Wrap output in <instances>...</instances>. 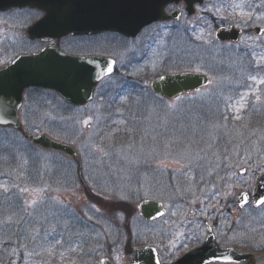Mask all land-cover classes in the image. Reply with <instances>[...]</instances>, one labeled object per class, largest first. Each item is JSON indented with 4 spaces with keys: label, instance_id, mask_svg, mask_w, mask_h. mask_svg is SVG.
I'll return each mask as SVG.
<instances>
[{
    "label": "rangeland",
    "instance_id": "rangeland-1",
    "mask_svg": "<svg viewBox=\"0 0 264 264\" xmlns=\"http://www.w3.org/2000/svg\"><path fill=\"white\" fill-rule=\"evenodd\" d=\"M249 1L235 0L231 5H235L236 9L238 4H242V10L235 11L236 15L232 14L231 17L233 16L236 23L242 27L249 28L253 25H260L264 28V14L255 15L250 12L244 3ZM259 2L264 8V0H259ZM28 16L27 12L17 11L0 14V65L15 53L29 51L20 49L21 45L25 44L23 29L27 24ZM185 25L188 27L186 23ZM211 30V26H206L204 29L206 36L196 37V41L197 43L203 41L204 44L200 49L205 48L206 51H209L211 48L213 51L210 52L214 55L226 56L230 68L229 77L226 75L222 77L220 73L214 71V67L201 59H191L186 62L183 58L187 54L186 52L193 47V44L189 40L185 42L184 37L180 36L173 35L174 37L169 38L165 53H163L165 49L160 51L162 47L158 48V51L155 49L150 60L143 62L157 72L190 70L202 72L210 78L209 86L188 95V99L205 104L202 109L207 105L211 106L210 104L216 106L220 104L223 111L228 113L226 108H229L232 115H225L220 122L207 123L209 129L198 131L195 125H193L194 128L191 125L186 128L180 125L170 126L163 119H157L158 121L154 124L126 132L129 136L121 135L120 130H111L112 127L118 128L119 125L112 121L105 123L104 119H99L101 112L98 110L97 103L100 96L105 102L108 101L104 96L108 87L107 82L98 86L96 100L74 111L62 110L52 95L40 94L44 111L39 114L33 103H28L32 108L28 105L23 106L20 119L24 129L35 133L45 131L51 137L75 146L81 157V162L77 166L81 168H79V172L93 191L101 197L107 200L130 201L136 207L143 199H156L162 203L166 210V216L157 222L162 226L171 214L181 213L183 216L202 217L213 211L214 215L217 213L220 217L219 229L221 233L222 229L227 228L228 222L232 219L231 215L236 211L237 193L242 188L250 190L256 175L264 171V83L251 79L249 84H245L250 68L255 69L252 77L259 75L258 61L255 60L254 64H249L237 54L244 47L253 48L263 44L264 32L261 36H255L253 33L244 34L240 42L235 47H231L227 44H215ZM105 37H111L109 49L115 45H128L126 48L127 58L132 53H135L137 58L140 56L136 50L135 41L128 44L118 36H103L101 38ZM165 38L161 37L160 41L163 42ZM155 39L157 40V38ZM62 45L77 52L75 54H87L84 53V43L79 40H65ZM24 46L25 49H31L37 47V44L29 43ZM9 50L11 51V53L8 52L9 57L1 55L2 52ZM196 56V54H192V57ZM206 57H208L207 54ZM261 61L264 63V57L261 58ZM117 66L122 69V57L117 61ZM233 69L240 72V79H235ZM123 72L120 75L125 77L127 72ZM262 80L264 78L260 81ZM225 81L229 85H224ZM34 95L33 92L26 93L25 103ZM242 97L243 99H241ZM178 104V98L171 101L160 100V104L155 105L153 111L160 116L161 112L166 114V112H172L182 107L181 103L179 107ZM249 104L250 106L247 108ZM240 105L243 107H239ZM25 107H29L37 115L27 114ZM251 112H254L252 119L251 116H246ZM86 119L89 120L87 126L83 123ZM228 119H232L233 124L226 127L225 125L232 121ZM192 121L197 123L195 117L192 118ZM53 129L57 135L49 132H53ZM185 130L191 132L188 142L182 144V148H171L170 142L164 138V133L175 132L179 136H183ZM131 136L141 139L125 144L133 139ZM147 136L151 137V144H147ZM185 140L186 138L179 137L175 141L172 139V142ZM164 143L167 145L165 146ZM2 147L5 148L4 162L6 164L0 168V182L2 181L4 184V189L0 192V202L7 204V196L11 199L14 195H20L18 198L24 203L26 211L11 215L16 218L18 226L24 229L18 235L22 241L25 238L28 239L29 244L31 241H35L41 236L40 230H43L48 222L50 228L54 224H60L59 213L55 211V207L57 204H61L63 199L68 198L70 204L77 207L82 206L83 202L88 203L76 180L75 170L65 166L68 162L73 163L72 160L67 158L60 160L58 157L60 155L52 152H41L40 150L38 152L25 143L18 133L10 129H0V151H2ZM100 148H103V152L100 151ZM11 154L14 156L12 157ZM8 158L16 159L17 164L10 162ZM74 166L76 167V164ZM241 167L246 168L244 175L237 173ZM25 168H28L27 171L39 173L38 176L44 175L46 172H55L56 175L51 181L45 178L39 183H19L21 177L18 175ZM138 175H140L139 179L134 180ZM116 178L121 182L114 184ZM71 179L73 183L69 184ZM125 181L128 183L127 185L123 184ZM14 182L19 184L13 187ZM246 183H249L248 187H245ZM66 185L69 186L64 188L63 186ZM23 189H27V191H23ZM92 207L94 206L88 209L90 214H87V218L81 216L72 220L80 223L79 228L75 231H82L87 222V230L89 232L90 229L94 230L95 233L93 235L82 233L81 235L89 237L91 241H99L103 235L127 236L122 228L125 218L123 212L116 210L112 214H108L97 210V208L92 210ZM6 209V206L0 207V253H3V239L6 236V231H3V221L10 215H5ZM247 209L254 215L249 218V221L257 224L260 220V213L255 212L251 203ZM95 210H97L96 213L93 212ZM80 211L86 213V209L82 208ZM247 213L244 210L243 214ZM242 219L240 214V218L235 219V224L239 225V222L243 221ZM11 220L13 221V219ZM5 221L11 222L8 219ZM135 221H137L136 214L131 218V224ZM92 222L95 223L93 227ZM138 226L140 225L133 223L131 227L135 230ZM8 227L9 224L6 227L7 231H9ZM73 235L79 236L80 234Z\"/></svg>",
    "mask_w": 264,
    "mask_h": 264
},
{
    "label": "flooded vegetation",
    "instance_id": "flooded-vegetation-1",
    "mask_svg": "<svg viewBox=\"0 0 264 264\" xmlns=\"http://www.w3.org/2000/svg\"><path fill=\"white\" fill-rule=\"evenodd\" d=\"M234 2L235 0H178L167 3L159 10L167 16H176V19L158 20L144 25L133 38H141V46L145 47L154 36L177 33L202 36L205 33L203 26L212 28L219 18L229 13V6L234 9L231 5ZM143 9L150 11L151 7ZM7 209L9 211L11 206L8 205ZM259 209L260 220L257 224L249 221L254 215L246 209L248 213L241 214L243 221H238L239 225H236L235 219L240 218V213L236 211L231 215L227 228L220 233L219 215H214L213 211L202 217L171 214L162 226L157 222L166 216V210L163 216L146 220L140 215L138 207H135L130 214L123 212L125 220L122 228L127 233L126 237L103 235L99 241L94 240L98 242L91 243L89 237L81 235L94 234L87 230V222L82 231H75L79 226H68L74 223V205L61 204L55 207L60 224H54L50 228L48 222L40 230L41 236L30 244L27 238L22 241V238L14 235L15 228L13 231L9 230V236L3 239L0 264H204L207 255L215 249L212 242L206 241L211 233L215 245L233 249L244 256L242 262L225 264H264V205ZM87 214L83 217L87 218ZM135 214L137 221L133 223L140 226L133 230L131 218ZM23 230L20 227L19 233ZM75 233L80 235H73ZM95 247L97 251L92 252Z\"/></svg>",
    "mask_w": 264,
    "mask_h": 264
},
{
    "label": "water",
    "instance_id": "water-1",
    "mask_svg": "<svg viewBox=\"0 0 264 264\" xmlns=\"http://www.w3.org/2000/svg\"><path fill=\"white\" fill-rule=\"evenodd\" d=\"M177 0H0V11L17 7L35 8L45 12V16L25 29L28 38L60 37L68 33L83 34L90 31L115 29L133 32L139 25L159 17L160 8ZM148 7L150 11L144 10ZM149 14V15H146ZM237 30L217 31L220 40L238 39ZM113 60L97 57H76L64 54L58 46L46 47L31 55L14 58L0 70V127L21 129L18 109L22 103V92L27 87H39L54 90L62 99L72 105H82L93 97L98 81L112 72ZM208 78L200 73H168L151 83V89L167 98L187 93L206 86ZM35 146L60 151L76 157V151L67 144L57 142L45 133L36 136L27 135ZM243 169V171H241ZM245 168L238 170L239 174ZM236 204L242 207L241 194ZM254 205L264 198V173L260 175L251 193ZM140 211L146 219H154L163 213L158 202L147 200L141 203ZM226 250L219 249L218 258L225 257ZM209 259V258H208ZM224 260V259H218Z\"/></svg>",
    "mask_w": 264,
    "mask_h": 264
},
{
    "label": "trees",
    "instance_id": "trees-1",
    "mask_svg": "<svg viewBox=\"0 0 264 264\" xmlns=\"http://www.w3.org/2000/svg\"><path fill=\"white\" fill-rule=\"evenodd\" d=\"M205 52L206 51L201 52V54L204 55L202 56L203 59L206 55ZM209 58L210 64L214 67V69L220 72L222 77L225 75L229 77V73H226L228 67L226 66L225 59H217V57L215 56H209ZM132 72L127 74L124 78L116 77L115 81L105 92L104 96L105 99H108V101L105 102L100 96L97 103L99 107L98 110L99 112H101V117H99V119H104L105 123H109L112 121L113 123L119 125L118 128L112 127L111 130H120L121 135L125 134L126 136H129V134H126V132L154 124L158 121L157 119H163L170 126L180 125L186 128L191 125L194 128L193 125H195V128H197L198 131L201 129L207 130L209 129L207 123L211 121L220 122V120H222V117H224L225 115H232L229 108H226L228 111V113H226L222 110L223 108H221L220 104L219 106L210 104L211 106L207 105L202 109V106H204L205 104H201V102L199 101H190V99H188L187 97L188 95H185L178 98L179 104L181 103L182 107L175 109L172 112H166V114H164V112H161V115L158 116V114L154 113L153 109L155 105L160 104V100H162V98H159L155 94H153L150 90L149 85L145 82L146 78H149L150 76L145 77V79L143 80L141 75L135 73L133 70ZM224 85H229V83L224 82ZM153 100L156 101L153 102ZM64 105L65 104H62L63 107ZM249 106L250 104L247 106V108H249ZM65 107L69 108L68 110L73 111L72 107ZM151 111H153L152 114H150ZM244 112L246 113L245 110ZM246 116H251L252 119V117L254 116V112L247 113ZM193 117L197 119V123L192 121ZM230 124H233V120L228 122L225 126L228 127ZM243 127L244 125L242 126V128ZM190 133L191 132H187L185 130L184 135L179 136V134L175 132H166L164 133V138L170 142L169 146L171 148H182L181 145L188 142ZM179 137L181 139L186 138V140L181 142H172V139L173 141H175ZM131 138L133 137L131 136ZM150 138L151 137L147 136V144L152 143V140ZM139 139L141 138H133L132 140L127 141L125 144H129V142H132L134 140L135 142H137V140ZM11 156L13 157L14 154H11ZM9 160H12V163L17 164L16 159L9 158ZM27 170L28 168H25V170L18 175L21 177L19 183H39L41 178L40 176H38L39 173L36 174L31 170ZM26 175L28 176L26 177ZM19 183L14 182L13 187H15V185ZM0 188L2 190L4 189V184L2 181L0 182ZM91 198L97 202H100V199L95 198L92 195ZM105 206L109 209L119 208L126 214H130L131 212L130 205L126 203H106Z\"/></svg>",
    "mask_w": 264,
    "mask_h": 264
},
{
    "label": "snow or ice",
    "instance_id": "snow-or-ice-1",
    "mask_svg": "<svg viewBox=\"0 0 264 264\" xmlns=\"http://www.w3.org/2000/svg\"><path fill=\"white\" fill-rule=\"evenodd\" d=\"M111 70H112L111 65H109L108 71L111 72ZM251 79L255 80L256 77L253 76V77H251ZM258 82L259 83H264V80L258 81ZM241 99H243V97ZM257 99H259V97H257ZM239 107H243V105H240ZM237 111H239V108H237ZM237 119H239V117H237ZM83 123H84V125L87 126L89 124V120L86 119V120L83 121ZM100 151L103 152V148H100ZM241 171H243V169ZM5 191H7L6 188H5ZM23 191H27V189H23ZM246 200H247V194L246 193H242L241 194V204L243 205V203L246 202ZM33 203H35V201H33ZM257 204H264V198L258 200ZM158 215H162V213H158ZM215 259H225L226 260V259H229V257H221V258L213 257L210 260H206L204 262V264H212V261L215 260Z\"/></svg>",
    "mask_w": 264,
    "mask_h": 264
}]
</instances>
